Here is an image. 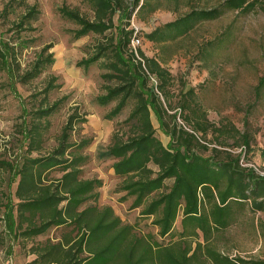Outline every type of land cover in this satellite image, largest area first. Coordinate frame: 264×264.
I'll return each instance as SVG.
<instances>
[{
    "label": "trees",
    "instance_id": "obj_1",
    "mask_svg": "<svg viewBox=\"0 0 264 264\" xmlns=\"http://www.w3.org/2000/svg\"><path fill=\"white\" fill-rule=\"evenodd\" d=\"M162 1L88 0L94 12L92 21L78 11L62 10L66 19L78 25L77 39L90 34L105 39L98 41L95 54L78 66L88 68L100 62L107 71L103 78L113 86H107L102 104L116 102L111 119L134 103L129 118L119 125V129L128 132L112 136L106 155L114 162V176L120 182L116 191L122 195V203L131 201V209H142L141 218L151 220L155 232L145 233L138 222L125 224L112 207L101 206L99 191L104 181L86 178L85 173L91 158L84 152L91 142H72L75 125L86 122L78 114L70 116L57 149L47 156H33L45 147L43 121L57 111L59 102L33 114L27 133V156L18 170L15 218L12 220L11 216L8 230L24 248L32 241L28 254L36 258L27 264H264V260L230 257L218 248L221 236L236 224L240 214L264 213V177L241 167L239 156L201 143L211 126L204 114L182 104L180 110L187 111L182 118L191 128L184 130L175 115L169 116L154 91L149 100L143 90L146 76L152 75L158 80L157 91L165 95L172 76L140 50L143 62L137 59L131 42L138 35L130 30L131 19L135 16L137 20H147ZM260 2L222 0L211 8H194L145 34V38L156 45L173 43L201 23L218 20L229 12L249 13ZM118 13L125 16L124 26L118 27L115 22ZM38 16V9L32 7L21 26L32 24ZM111 30H116L117 35L110 37L107 32ZM229 41L230 33H226L207 43L202 53L211 57ZM52 48L51 44L44 48L47 56L35 64L23 82L37 79L52 68ZM55 81L53 78L44 90L42 105L49 102ZM263 90L264 76L256 88L257 94ZM151 107L171 138L169 147L155 135ZM169 117L170 122L166 120ZM223 130L219 127L214 131L220 137ZM236 145L247 146L248 142ZM206 152L208 156L204 155ZM159 238H170L171 242L164 244Z\"/></svg>",
    "mask_w": 264,
    "mask_h": 264
},
{
    "label": "rangeland",
    "instance_id": "obj_2",
    "mask_svg": "<svg viewBox=\"0 0 264 264\" xmlns=\"http://www.w3.org/2000/svg\"><path fill=\"white\" fill-rule=\"evenodd\" d=\"M221 1L163 0L160 8L147 20H137L135 16L131 19L130 30L134 29L142 38L138 50L146 58L158 61L172 76L164 89L165 95L157 91L158 80L152 75L146 76L147 86L143 90L149 100L154 91L171 114L169 116L175 115L177 124L184 130L191 131V128L182 118L187 114L180 110L182 104L204 114L211 126L201 143L209 149L239 156L241 167L250 168L264 177V90L260 95L256 91L264 76V0L249 13L229 12L218 20L201 23L173 43L156 45L145 38V34L191 9L211 8ZM34 6L39 16L32 24L21 26L24 16ZM62 10L78 11L82 17L94 20L88 0H0V264H27L36 258L28 254L32 241L24 248L9 232L8 225L15 218L18 170L27 156V133L33 114L59 102L57 111L43 121L45 147L33 156H47L57 149L70 116L78 114L86 122L75 125L72 142H91L84 152L91 158L85 173L86 178L104 181L99 191L101 206L112 207L125 224L138 222L139 229L145 233L155 232L150 225L152 221L141 218L142 209H131V201L122 203V195L116 191L120 182L114 176V162L106 155L112 136L117 132H128V129H119V125L129 118L134 103L111 119L116 102L102 104V99L107 96V86H113L103 78L107 71L100 62L88 68L78 66L92 57L98 41L105 39L94 34L77 39L78 25L66 19ZM125 21L123 14L116 15L118 27L124 26ZM226 33H230L227 46L211 57H205L204 46ZM107 34L111 37L117 32L111 30ZM50 44L53 48L49 53L54 54L55 60L52 68L37 79L23 82V77L47 56L43 50ZM53 78H56L53 83L56 88L51 92L49 102L42 105L43 92ZM150 109L155 135L169 147L171 138L163 130L153 108ZM166 120L170 122V117ZM219 127H224L220 137L214 131ZM245 140L247 146L236 145ZM204 155L208 156L209 152ZM255 219L264 224V214L249 215L248 211L240 214L236 224L221 236L218 248L228 255L252 256L258 241L250 227ZM176 228L180 229V216ZM159 240L164 244L171 242L170 238Z\"/></svg>",
    "mask_w": 264,
    "mask_h": 264
},
{
    "label": "crops",
    "instance_id": "obj_3",
    "mask_svg": "<svg viewBox=\"0 0 264 264\" xmlns=\"http://www.w3.org/2000/svg\"><path fill=\"white\" fill-rule=\"evenodd\" d=\"M256 214H264V213H256ZM252 225H253V228H251V232H253L254 236H256V239H258V241L254 246V249L252 251V256L250 257L239 256V258L244 259V260H250V259L251 260H264V236L261 235V230H264V224L259 223L257 219H255L254 221H252ZM229 256L235 257V255H229ZM7 263L8 262L6 263L3 262L2 264H7Z\"/></svg>",
    "mask_w": 264,
    "mask_h": 264
},
{
    "label": "built area",
    "instance_id": "obj_4",
    "mask_svg": "<svg viewBox=\"0 0 264 264\" xmlns=\"http://www.w3.org/2000/svg\"><path fill=\"white\" fill-rule=\"evenodd\" d=\"M141 46H142V39L135 35L133 37V40H132V43H131V48H132V51L135 53L137 59L143 62V60L140 58V56L138 54V49Z\"/></svg>",
    "mask_w": 264,
    "mask_h": 264
}]
</instances>
